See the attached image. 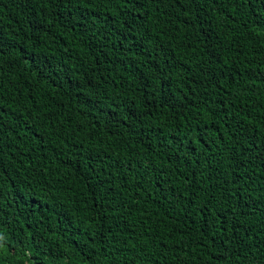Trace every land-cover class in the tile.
<instances>
[{"label":"trees","instance_id":"obj_1","mask_svg":"<svg viewBox=\"0 0 264 264\" xmlns=\"http://www.w3.org/2000/svg\"><path fill=\"white\" fill-rule=\"evenodd\" d=\"M0 264H264V0H0Z\"/></svg>","mask_w":264,"mask_h":264}]
</instances>
